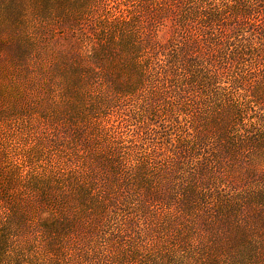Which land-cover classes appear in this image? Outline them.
Instances as JSON below:
<instances>
[{"label":"trees","instance_id":"obj_1","mask_svg":"<svg viewBox=\"0 0 264 264\" xmlns=\"http://www.w3.org/2000/svg\"><path fill=\"white\" fill-rule=\"evenodd\" d=\"M70 2L65 37L0 22V50L24 89L119 119L0 170V264H264V0H115L85 29Z\"/></svg>","mask_w":264,"mask_h":264},{"label":"rangeland","instance_id":"obj_2","mask_svg":"<svg viewBox=\"0 0 264 264\" xmlns=\"http://www.w3.org/2000/svg\"><path fill=\"white\" fill-rule=\"evenodd\" d=\"M70 1L73 0H25L21 8L1 7L0 22L20 23L32 36L39 28L48 27L54 28L52 34L56 37H65L70 28L60 16L66 15ZM86 2H73L76 11L72 16L78 19V29L95 26L98 18H109L116 13L115 0H91L85 6ZM164 29L165 26L159 25L154 31L162 38L168 35L162 33ZM118 114L112 108L95 109L89 100L82 105L69 103L61 99L60 91H46L40 81L24 89L17 82L10 54L0 50V170L7 172L5 178L15 168L32 173L49 165L56 152L49 140L58 134L59 128L72 129L74 124L82 122L80 126L86 131V137L95 139L100 134L107 136L104 128L109 123H117ZM3 216L0 206V237L11 233L8 225L3 224ZM6 249V245H0V251Z\"/></svg>","mask_w":264,"mask_h":264}]
</instances>
